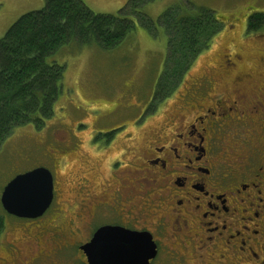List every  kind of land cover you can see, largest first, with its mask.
<instances>
[{"label": "flooded vegetation", "instance_id": "af4514ba", "mask_svg": "<svg viewBox=\"0 0 264 264\" xmlns=\"http://www.w3.org/2000/svg\"><path fill=\"white\" fill-rule=\"evenodd\" d=\"M255 14L246 15L247 33ZM239 60L228 56L220 69L228 83L214 85L206 74L186 88L181 105L166 109L176 88L159 107L154 100L144 107L131 132L121 127L99 150L123 134L131 143L138 132L142 148L121 150L105 189L86 190L73 217L52 213L57 225L45 219L56 199L53 174L52 206L25 221H41L35 228L22 225L37 243L25 236L29 255L15 264H89L82 247L113 227L151 236L156 254L146 264H264V82L240 70ZM6 251L19 254L12 245Z\"/></svg>", "mask_w": 264, "mask_h": 264}, {"label": "rangeland", "instance_id": "374dc122", "mask_svg": "<svg viewBox=\"0 0 264 264\" xmlns=\"http://www.w3.org/2000/svg\"><path fill=\"white\" fill-rule=\"evenodd\" d=\"M82 1L94 13L113 16L120 15L128 3ZM181 4L215 11L221 29L211 47L200 53L185 73L166 109L181 105L179 99L186 88L206 74L216 77L214 85L228 83L219 72L231 55L240 57L239 69L253 74V81L264 82V30H245L246 15L248 18L264 12V0H155L142 9L146 17L134 19L135 30L115 49H103L97 43L64 47L54 59L66 65V72L63 94L55 104L53 118L42 129L33 123L17 128L0 148V217L5 221L0 237V264L3 258L15 264L29 255L27 240L37 241L28 237L29 232L22 225L32 229L41 222L29 224L25 222L28 219L11 216L2 207L1 193L12 178L37 167H46L55 174L56 199L45 219L54 220L53 225H57L60 219L52 213L73 217L86 190L100 193L105 189L111 175L109 164L121 150L128 146L142 148L144 135L138 132L131 143L123 134L109 149L99 150L119 138L121 127L131 125V132L132 122L153 104L168 59V34L159 18ZM44 7L45 0H0V39L22 15ZM177 80L172 79L171 83ZM159 103L156 98L155 106L162 105ZM124 158L131 161L132 157ZM11 245L19 250L14 259L6 251Z\"/></svg>", "mask_w": 264, "mask_h": 264}, {"label": "trees", "instance_id": "16d2710c", "mask_svg": "<svg viewBox=\"0 0 264 264\" xmlns=\"http://www.w3.org/2000/svg\"><path fill=\"white\" fill-rule=\"evenodd\" d=\"M154 1L128 0L121 14L113 16L94 13L82 0H45L43 9L22 15L0 39V148L17 128L33 123L42 129L53 118L66 72V65L54 59L64 47L97 43L103 49H115L135 30L134 19L146 17L142 9ZM159 20L168 34V59L155 101L178 88L221 29L215 11L205 7L181 4ZM249 29L264 30V12L252 17ZM4 231L5 221L0 217V237Z\"/></svg>", "mask_w": 264, "mask_h": 264}, {"label": "water", "instance_id": "95a60500", "mask_svg": "<svg viewBox=\"0 0 264 264\" xmlns=\"http://www.w3.org/2000/svg\"><path fill=\"white\" fill-rule=\"evenodd\" d=\"M53 181V173L46 167L19 174L3 189L1 205L9 215L21 219L42 217L52 206ZM143 237L116 227L102 228L82 248L88 253L89 264H146L156 254V247L149 234Z\"/></svg>", "mask_w": 264, "mask_h": 264}]
</instances>
